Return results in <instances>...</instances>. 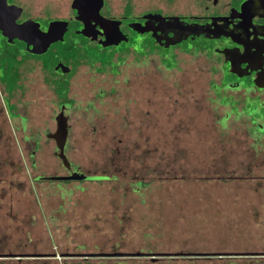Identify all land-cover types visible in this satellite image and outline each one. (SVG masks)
<instances>
[{
	"label": "flooded vegetation",
	"instance_id": "1",
	"mask_svg": "<svg viewBox=\"0 0 264 264\" xmlns=\"http://www.w3.org/2000/svg\"><path fill=\"white\" fill-rule=\"evenodd\" d=\"M77 5L0 0V264H264V0H120L117 12L109 0ZM80 7L91 9L83 19L76 18L84 12ZM12 18L15 24L36 21L43 31L52 20H62L67 30L46 52H24L2 34ZM104 20L121 22L126 37L119 45L126 43L137 59L156 49L165 50L162 63L175 61L174 48L203 55L212 125L240 123L239 141L249 142L252 168L219 167L215 150L210 171L203 166V172L201 144L196 153L201 174L194 183L143 176L105 182L115 176L73 165L70 86L77 67H90L93 82L94 74L117 75L118 65L96 59L75 63L71 51L85 44L113 49L81 32L88 26L102 31ZM192 41L200 45L189 47ZM58 121L66 125L64 138ZM43 147L57 165L48 160L50 170L38 172L36 152ZM166 158L165 178H171V157ZM73 171L103 178L76 184L79 191L70 180L52 178ZM54 195L62 200L56 208L50 202ZM65 219L70 223H59ZM187 222L210 226L200 225L201 234L193 235Z\"/></svg>",
	"mask_w": 264,
	"mask_h": 264
},
{
	"label": "rangeland",
	"instance_id": "2",
	"mask_svg": "<svg viewBox=\"0 0 264 264\" xmlns=\"http://www.w3.org/2000/svg\"><path fill=\"white\" fill-rule=\"evenodd\" d=\"M109 1L117 12L120 0ZM59 2L64 4L66 0ZM77 41H82V38L77 37ZM187 45L196 47L200 43L192 41ZM84 47L71 51L75 63L81 59L112 61L111 66L118 65V74H94L93 82H89L90 67L82 64L77 67L70 86L73 104L68 158L73 165L90 173L115 176L102 180L105 182L136 181L143 176L146 181L194 183L201 174L196 172L199 165L196 153L201 144L203 153L200 160L204 162L200 167H209L207 171L212 166L211 157L215 150L219 154V167L252 168L251 163L255 159L248 150L249 142L239 141L243 133L240 123L229 120L223 125H212L214 120L206 92L209 75L203 55L174 48L175 61L164 60L162 63L160 57L165 50L156 49L148 58L137 59L131 49L127 53L126 43L113 49L95 50L89 44ZM113 52L117 55L114 60ZM98 54L106 57L100 58ZM100 90L103 91L98 95ZM222 115L220 108L218 118ZM36 124L29 122L28 126L45 127L44 124ZM47 149L43 147L36 152L38 172L50 170V167L47 169L48 160L57 165ZM166 155L171 157V166L168 165L171 178H165L168 175ZM204 167L203 172H206ZM69 182L71 188L79 191L80 186L76 184L85 185L95 180ZM77 193L78 197L84 194L83 190ZM50 202L56 208L62 200L54 195ZM59 223L68 224L70 220ZM186 225L187 232L193 235L201 234L198 230L200 225L210 226L195 222H187ZM207 235L211 238L210 233Z\"/></svg>",
	"mask_w": 264,
	"mask_h": 264
},
{
	"label": "water",
	"instance_id": "3",
	"mask_svg": "<svg viewBox=\"0 0 264 264\" xmlns=\"http://www.w3.org/2000/svg\"><path fill=\"white\" fill-rule=\"evenodd\" d=\"M79 0H74V7L79 8L77 5V2ZM102 1V0H98ZM100 6V5H98ZM99 7H96V10ZM82 14L76 16V18L83 19V15H89V10H91L89 7H80ZM95 11L92 10L91 14ZM161 17V16H159ZM171 19H177L176 17H170L168 20ZM10 24H8L7 19L5 20V23H7L5 28H1L3 36L9 41L14 42L13 40H17L21 46H24V52L30 51L37 54H42L47 51L48 47L55 41H60L63 38L64 32L67 30V22L62 20H52L49 22V25L47 26L46 31H43L40 29V25L38 22L33 20H26L25 22L21 24H15L14 19H10ZM105 24L101 25L102 31L94 30L92 27H86L81 32L83 33H92L94 34L95 40H97L101 46H108V47H117L119 43L122 41L123 38L126 37V35H123L121 29H120V21H112V20H104ZM179 23H183L179 20ZM129 27V26H128ZM183 29H187L183 26ZM94 30V31H93ZM190 32H195L194 28H190ZM98 35L100 38H98ZM17 42V43H18ZM176 42V41H175ZM59 122V129L58 132L63 136V138L66 135V125L61 124ZM59 148L62 150V145L59 146ZM64 161V158H63ZM64 164L67 165V163L64 161ZM68 166V165H67ZM53 179H60V180H83V179H100L103 178V176L99 175H88L83 172L73 171L68 176H58V177H52Z\"/></svg>",
	"mask_w": 264,
	"mask_h": 264
},
{
	"label": "trees",
	"instance_id": "4",
	"mask_svg": "<svg viewBox=\"0 0 264 264\" xmlns=\"http://www.w3.org/2000/svg\"><path fill=\"white\" fill-rule=\"evenodd\" d=\"M169 64H170V63H169ZM169 64H168V65L166 64V66H167V67H170V65H172V64H170V65H169ZM172 66H173V65H172Z\"/></svg>",
	"mask_w": 264,
	"mask_h": 264
}]
</instances>
